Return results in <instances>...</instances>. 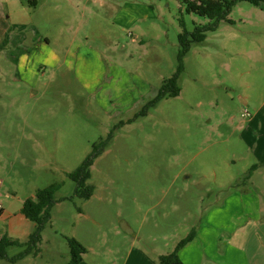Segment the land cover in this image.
<instances>
[{
  "label": "rangeland",
  "instance_id": "rangeland-1",
  "mask_svg": "<svg viewBox=\"0 0 264 264\" xmlns=\"http://www.w3.org/2000/svg\"><path fill=\"white\" fill-rule=\"evenodd\" d=\"M20 1L29 0H0V13L8 6L15 19ZM38 2L33 16L21 13L27 28L48 34L63 55L77 43L84 52L82 73L66 65L53 70L43 60L30 70L36 75L30 85L21 77L25 67L18 74V65L0 54V237L27 242L36 225L22 214L24 202L62 184L41 256L0 264H67L66 237L91 249L90 264H123L131 237L155 259L173 252L255 163L238 126L245 111L253 113L264 101V28L254 34L241 23L257 8L238 3L230 15L234 24L222 22L192 45L180 95L136 118L177 69L180 19L189 31L210 20L186 14L180 0H166L141 24L149 34L135 39L138 28L122 31L107 13L94 20L63 2ZM111 133L91 168L94 195L74 197L69 173ZM22 250L11 247L8 255Z\"/></svg>",
  "mask_w": 264,
  "mask_h": 264
},
{
  "label": "crops",
  "instance_id": "crops-1",
  "mask_svg": "<svg viewBox=\"0 0 264 264\" xmlns=\"http://www.w3.org/2000/svg\"><path fill=\"white\" fill-rule=\"evenodd\" d=\"M43 1L47 0H41ZM50 1L68 4L76 12L84 16L89 15L94 20L100 19L102 13H107L114 27L122 31L138 28V32L132 34L136 39L149 34L144 32L141 24L145 25L154 19L159 4L166 0ZM20 2L22 8L17 12L15 19L12 18L8 6H3L0 13V44L4 38L9 42L8 47L1 53L10 57L8 61L11 64L18 65V74L22 66L25 67L27 73L22 72L21 77L26 83L33 85V82H36L34 72L38 64L44 60L53 70L66 65L69 70L80 76L84 52L77 50V43L74 42L73 49L63 55L51 47L53 43L48 34L45 37L33 35L31 28H27L28 19L21 13L32 11L30 15L33 16L39 8V2L38 0H29L28 4ZM87 3H92L94 7L86 5ZM256 8L257 10L244 13L241 18V23L254 27L252 32L254 34L258 27L264 28V8ZM33 69V76H30L29 72ZM243 117L247 119L238 126V129L241 139L251 150L255 161L250 169L253 166L257 168L247 179L249 169L242 183L231 185L227 192L206 209L199 225L194 229L195 238L179 253L184 264H264V101L253 113L245 111ZM42 242L37 256L30 255L24 259L39 258L42 253ZM90 251L91 249L87 248L81 264H90L87 261ZM158 258L155 259L137 248L131 237L130 250L123 264H156Z\"/></svg>",
  "mask_w": 264,
  "mask_h": 264
},
{
  "label": "trees",
  "instance_id": "trees-1",
  "mask_svg": "<svg viewBox=\"0 0 264 264\" xmlns=\"http://www.w3.org/2000/svg\"><path fill=\"white\" fill-rule=\"evenodd\" d=\"M180 2L186 14H195L208 18L210 22L207 25L195 26L193 31H189L186 27L184 17L180 19L182 31L178 36L179 51L177 55V69L171 78L164 81L156 97L144 105L140 113L135 116L136 118L146 116L149 110L156 107L163 99L175 98L180 95L182 89L179 85V80L185 71L184 59L190 52L192 45L203 43L207 38V34L218 30L222 22L234 24L233 20L230 19V15L238 3L248 2L253 6L264 8V0H180ZM8 43L7 38H4L0 44V53L8 47ZM112 138L113 133L106 139L95 144L92 152L81 165L69 173V178L76 184L74 197L89 200L94 195L95 188L89 184V180L92 177L91 168L95 160L109 146ZM256 168L257 166H253L249 170L247 179L250 178ZM61 188V183H54L44 189L38 190L35 198H28L24 202L22 214L26 219L36 224L35 232L24 243L10 238L7 234L3 235L0 238V261L7 260L11 263H16L30 255L37 256L39 254V245L43 240L42 234L52 219V210L58 202L56 194ZM73 199V197H70L63 198L62 200ZM195 236L196 232L193 230L177 244L173 252L160 256L156 264H184L179 253ZM66 239L70 249V259L67 264H81L83 255L87 253V248L76 238L66 237ZM11 247H20L23 250L17 255L10 257L8 255V249Z\"/></svg>",
  "mask_w": 264,
  "mask_h": 264
},
{
  "label": "built area",
  "instance_id": "built-area-1",
  "mask_svg": "<svg viewBox=\"0 0 264 264\" xmlns=\"http://www.w3.org/2000/svg\"><path fill=\"white\" fill-rule=\"evenodd\" d=\"M248 114V113H247Z\"/></svg>",
  "mask_w": 264,
  "mask_h": 264
}]
</instances>
